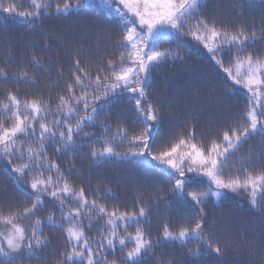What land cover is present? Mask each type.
<instances>
[{
  "label": "snow or ice",
  "instance_id": "6c2138e0",
  "mask_svg": "<svg viewBox=\"0 0 264 264\" xmlns=\"http://www.w3.org/2000/svg\"><path fill=\"white\" fill-rule=\"evenodd\" d=\"M259 4L264 8V0ZM98 6L111 19L85 20L81 31L114 50L97 45L93 59L74 49L67 74L59 65L44 90L29 69L9 71L22 66L5 40L0 82L12 84L0 87V175L15 192L0 184V264H179L163 251L175 247L185 264H223L228 251L246 255L245 264H264V222L257 238L222 221L217 228L207 210L213 197L222 204L228 193H247L264 221V13L259 24L249 15L254 0H227V15L217 11V0H0V13L35 31L46 19L79 17ZM41 39L42 48L52 47L46 31ZM193 55L223 73L232 96L243 90L238 113L214 108L204 126L195 117L175 122L156 77ZM28 62L52 67L34 46ZM21 82L35 91L21 92L15 87ZM125 99L133 104L134 126L112 119ZM80 155L147 169L155 182L131 206L120 204L106 180L93 189L92 181L76 179ZM200 178L209 181L207 191ZM172 200L192 214L175 224L165 218L153 231L152 213L167 211ZM51 230L62 243L49 259Z\"/></svg>",
  "mask_w": 264,
  "mask_h": 264
},
{
  "label": "trees",
  "instance_id": "16d2710c",
  "mask_svg": "<svg viewBox=\"0 0 264 264\" xmlns=\"http://www.w3.org/2000/svg\"><path fill=\"white\" fill-rule=\"evenodd\" d=\"M99 5V0H96ZM255 8L249 13L256 17V22L259 24L260 16L264 13V8H261L259 0H254ZM223 8L225 15L229 9L227 8V0H217V11ZM94 18L111 19L105 16V10L102 7L90 8L87 12L82 13L79 17H70L66 20L46 19L44 21L43 30L37 28L35 31L28 29L25 25L18 23L16 20L6 18V15L0 13V58L6 55L5 40H10L12 45L16 46V50L20 53L17 60L13 63L21 65L20 69L12 67L9 71L29 69L32 73L38 74L41 80L39 88L45 89L43 81L47 79L56 80V73L59 70V65H63V70L67 74L71 67L72 52L74 49L81 50L84 55L96 58L95 48L100 46V51H112L103 38L96 34H89L81 31V24L85 20ZM235 19V17H233ZM112 27L115 34L118 30ZM41 31H46L51 37L52 47L44 49L41 47ZM42 58V64L52 65L48 70L44 68H36L28 62L30 52L33 50ZM167 46V45H166ZM257 47H261L258 45ZM84 55L81 59H84ZM57 61L59 64H57ZM2 66V65H0ZM65 78H67L65 76ZM12 82H0V87H6ZM156 88L162 93L161 101L165 104L171 103L176 114V123L179 124L184 120L197 118L199 123L204 126L206 117L210 114V110L223 108L231 109L238 113L239 108L243 105L244 92L240 89L239 96H232L230 90L224 83L223 73H218V70L209 62L204 55H193L188 58V62L184 65H177L175 69H162L157 74ZM15 87L21 92L35 91L32 85L24 84L23 82L15 84ZM135 112L133 104L130 100L125 99L113 109L112 119L123 120L130 126H134ZM91 131H97L91 129ZM255 146V141L253 145ZM59 159V158H58ZM64 163L67 166L68 159L64 158ZM77 171L73 173L77 180H84L86 183L92 181V188H95V181L106 180L112 187L113 192L119 196L118 203L131 206L138 191H147L155 182L153 174L147 169L134 167L127 162L120 160H111L109 162L94 163L86 156L80 155L75 158ZM202 183L200 188L207 191L209 181L207 178H200ZM8 184L9 192H15L11 183L0 175V184ZM111 203V201H109ZM161 205V209H164ZM209 220L215 221L217 228L220 227L221 221L239 231H246L250 235L257 236L261 228V218L256 215L248 203L247 193L234 194L228 193V199L222 204L217 202L213 197L208 206ZM193 209L180 201L172 200L171 206L167 211L153 212L152 223L150 225L153 231L159 229L161 222L168 218L173 224L182 222V216H190ZM27 223V222H25ZM54 235L52 249L46 254L49 259L60 247L62 240L61 234L55 230H51ZM196 241H191L190 246L195 247ZM169 255H175L179 264H185L184 258L181 256L179 247L164 249ZM249 258L238 255L232 251L225 253L223 264H245Z\"/></svg>",
  "mask_w": 264,
  "mask_h": 264
}]
</instances>
